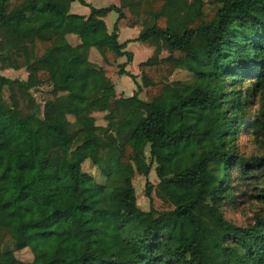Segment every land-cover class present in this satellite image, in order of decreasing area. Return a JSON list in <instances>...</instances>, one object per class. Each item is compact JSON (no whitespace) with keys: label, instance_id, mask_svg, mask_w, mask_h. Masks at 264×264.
Listing matches in <instances>:
<instances>
[{"label":"trees","instance_id":"1","mask_svg":"<svg viewBox=\"0 0 264 264\" xmlns=\"http://www.w3.org/2000/svg\"><path fill=\"white\" fill-rule=\"evenodd\" d=\"M75 2L89 15L68 13ZM141 23L136 38L119 42L120 29ZM133 41L156 46L138 65L141 83L125 70ZM91 48L108 65L126 59L118 73L137 86L132 96H117L90 60ZM8 69L27 76L0 74V230L11 242L0 249V264H264V217L237 227L220 210L232 196V170L247 180L264 162V0H130L102 8L85 0H0V71ZM176 70L192 78L171 81ZM228 77L234 86L248 77L259 98L247 125L261 156L230 148L245 122L238 119L242 93L226 91ZM142 86L149 100L140 98ZM42 87L50 97L41 107L32 91ZM76 103L83 114L106 113L107 124L80 122ZM87 160L102 182L83 171ZM153 165L156 194L171 210L154 208L149 181V210L137 205L134 174L148 177ZM252 199L264 202V186ZM25 249L30 262L15 255Z\"/></svg>","mask_w":264,"mask_h":264},{"label":"rangeland","instance_id":"2","mask_svg":"<svg viewBox=\"0 0 264 264\" xmlns=\"http://www.w3.org/2000/svg\"><path fill=\"white\" fill-rule=\"evenodd\" d=\"M94 7L101 8L106 7L110 4H118L122 5L124 3L129 2L130 0H88ZM73 4H76L81 9H74L77 13H83L81 10L84 8L79 3H68L65 8L68 13L72 12ZM88 13V12H87ZM144 16L141 17L142 21ZM116 20V14L111 12L105 18L106 23L109 26V29L112 30L113 24ZM152 24V20L150 18L146 19L145 26ZM143 23L139 24L137 27L138 30H142ZM138 30H121L120 33V42H123L127 37H131L130 39L136 38L138 35ZM129 39V38H128ZM127 39V40H128ZM128 50L135 53L134 60L130 64H128V69L126 70L133 75L136 76V81L141 83V74L138 69V64L142 61L147 60L154 53L155 47L152 44H143L141 42H131L128 44ZM163 46V45H162ZM164 47V46H163ZM168 55L166 50H163L160 57H165ZM126 61L125 58H121L119 60V64H122ZM107 68V76L115 83L117 86L116 90L118 92V96L128 97L133 95L137 91V86L128 76H120L118 73V66L109 65ZM1 75L11 79H25L26 71L21 70L20 72H3L0 71ZM192 76L184 71V70H176L171 76V81H190ZM240 81L237 82V85H232V81L230 77L226 78L225 85L226 91L236 92L241 91L242 96L240 98V112L238 115V119L245 122V124L241 127V129H235L236 134L235 138L232 141L231 149L236 154L250 157V156H261L263 154L262 149L255 143L253 137L251 135L249 126L247 125L255 112L259 108V98L253 96L250 92L252 88V83H248L249 78H239ZM143 90L140 93V98L143 100H149L150 98L146 94V89L143 87ZM33 95L36 98L37 103L42 107L45 99H48L50 96L48 95L49 89L47 87H42L40 89H36L32 91ZM4 99L6 100V104L9 105V91L5 89L4 91ZM75 108L78 111V120L82 123H93L96 120L97 125L105 126L107 124L105 120L106 113H93L92 115H86L81 112V108L78 103L75 104ZM95 118V120H94ZM69 119L74 120L73 116H69ZM23 138L25 142H31V131L30 129H25L23 131ZM56 151L60 153V149L58 146L55 147ZM144 157L149 162V149L148 147L144 151ZM83 171L93 175L98 182H102L103 178L99 171V169L92 164L90 160L85 161L82 164ZM231 198L225 199L221 204V212L226 221L231 222L237 227H246L248 225L254 224L255 220L261 216L264 217V202H259L257 200L252 199L253 194L256 193L258 189L264 186V162L261 164V167L256 170L255 177L247 180H242L241 178H237V173L234 172V169L231 172ZM149 181L152 184V198L154 208L159 212L168 211L173 209V206L168 204L167 202L160 199L156 194V189L159 184V180L155 174V165L152 166L148 177H144L139 173H135L132 183L136 190L137 197V205L142 210H149V200L145 196V184ZM11 247L10 238L6 235L2 230H0V249ZM16 257L24 262H30L33 260V256L29 249L22 250L20 252L15 253Z\"/></svg>","mask_w":264,"mask_h":264},{"label":"crops","instance_id":"3","mask_svg":"<svg viewBox=\"0 0 264 264\" xmlns=\"http://www.w3.org/2000/svg\"><path fill=\"white\" fill-rule=\"evenodd\" d=\"M87 3H89L90 5H92L88 0H85ZM75 3H77V2H75ZM81 5V4H80ZM110 5H112V4H110ZM113 5H117V6H119L118 4H115V3H113ZM81 6H83V5H81ZM93 6V5H92ZM109 6V5H108ZM84 8L81 10L83 13H77L74 9H81V8H79L78 6H76V4H73V9H72V14H78V15H84V16H88L89 15V13H90V9L88 8V7H86V6H83ZM107 7V6H106ZM102 8V7H101ZM88 12V13H87ZM108 16V15H107ZM106 18V17H105ZM105 18H104V21H105ZM116 18H117V15H116ZM105 23H106V21H105ZM106 25H107V29H108V31L110 32L111 31V29H109V26H108V24L106 23ZM134 29H139L138 27H134V28H124V29H120V31L121 30H134ZM119 31V32H120ZM139 33H140V30H138V35H139ZM137 35V36H138ZM119 38H120V33H118V40H119ZM129 38V39H128ZM131 37H127L123 42H125V41H127V39L128 40H131L130 39ZM135 38V37H134ZM133 38V39H134ZM67 39H68V41L72 44V45H77V44H79V42H80V40H79V38L77 37V36H75V35H72V34H69L68 36H67ZM119 42H120V40H119ZM123 42H120V43H123ZM129 44V43H128ZM128 46L129 45H127V50H128ZM128 51H130V50H128ZM134 56H135V53L133 54V60H134ZM89 58H90V60L92 61V62H94L95 64H97V65H99V66H101V67H103L104 68V70H105V72H106V75H108L107 74V66H109L108 64H105L103 61H102V58H101V56L98 54V52L94 49V48H91V50H90V53H89ZM121 59V58H120ZM120 59H118V62H117V65H115V66H118L119 65V60ZM133 62V61H132ZM143 62V61H142ZM141 63V62H140ZM139 63V64H140ZM123 64V63H122ZM138 64V65H139ZM111 66V65H110ZM128 66V65H127ZM125 67V70H126V68L128 69V67ZM21 70H19V71H15V70H12V69H8V70H4L3 72H20ZM127 71V70H126ZM27 75V74H26ZM135 76H137V75H135ZM26 79V78H25ZM24 80V79H23ZM114 86H115V91H116V94H117V96L119 95L118 94V92H117V90H116V84L114 83ZM132 96V95H131ZM124 97V96H123ZM128 97H130V96H128Z\"/></svg>","mask_w":264,"mask_h":264}]
</instances>
